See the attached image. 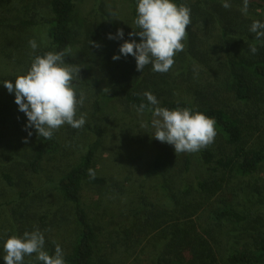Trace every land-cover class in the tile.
Here are the masks:
<instances>
[{
	"label": "trees",
	"instance_id": "obj_1",
	"mask_svg": "<svg viewBox=\"0 0 264 264\" xmlns=\"http://www.w3.org/2000/svg\"><path fill=\"white\" fill-rule=\"evenodd\" d=\"M10 1L0 0V58H16L19 53L13 51L19 50L31 64L36 55L65 51V63L81 67L74 86L78 98L84 95L77 118L86 114V123L80 130L65 124L44 139L34 128L25 130L27 117L15 95L0 99V222L2 217L6 222L1 228L22 237L30 227L51 232L73 223L65 264H119L125 256L134 264L146 259L149 264H264V148L249 141L264 127L259 126L264 121V39L249 31L253 21L264 23V0H249L247 15L240 11L243 0H227L228 9L222 7L224 0H173L190 8L191 23L184 50L166 73L152 71L151 64L139 72L135 58L113 60L112 53L103 52L107 44L100 20L93 12H78L83 0H46L40 11L29 8L39 0H18L14 15ZM129 1L134 21L136 0ZM94 2L102 6L103 0ZM38 26L48 42L34 51L28 44ZM213 36L218 46L210 42ZM123 42L115 39L116 45ZM253 45L255 54L249 51ZM194 75L199 83L191 80ZM145 91L160 107L188 108L214 118L217 143L175 154L172 145L152 136L150 118L145 130L136 122L119 121L116 159L125 176L119 178L115 169L101 175L97 164L108 128L102 120L116 121L121 110L112 111L118 104L137 111L147 104ZM81 132L87 142L92 138L77 152ZM53 160L59 163H54L57 179L50 185L42 179ZM170 171L181 177L177 190ZM147 172L157 180L155 196L134 182ZM50 188L55 204L47 197ZM91 192L95 196L89 204L85 196ZM228 196L244 199L229 204ZM117 200L123 208L119 221L109 214ZM7 235L0 236V264ZM48 246L53 249L52 243ZM24 264L42 262L33 254Z\"/></svg>",
	"mask_w": 264,
	"mask_h": 264
},
{
	"label": "clouds",
	"instance_id": "obj_2",
	"mask_svg": "<svg viewBox=\"0 0 264 264\" xmlns=\"http://www.w3.org/2000/svg\"><path fill=\"white\" fill-rule=\"evenodd\" d=\"M248 6L249 0H243L242 14H248ZM222 7L228 9L231 5L224 0ZM135 11L134 31L128 35L138 36L140 42L124 41L119 47L120 55H114L112 59L131 55L139 72L149 64L154 72H168L176 54L184 50L183 41L191 23L190 8L177 5L173 0H136ZM249 31L257 40L264 39V23L253 21ZM123 36V30L118 29L115 36L109 34L108 38L122 39ZM90 44L99 47L95 42L90 41ZM29 45L34 51L38 47L35 40L29 41ZM249 51L255 54L257 47L250 46ZM65 56V51L36 55L26 73L16 76L14 83L3 81L7 91L14 93L19 111L27 117L25 130L34 128L44 139H51L54 132L65 124L79 129L86 123V114L81 113L77 118V109L83 106L84 95L80 93L78 98L74 86L81 67L66 64ZM103 90L109 91L107 88ZM143 96L147 104L139 105L138 114L151 113L152 136L161 143L172 145L175 154L198 152L214 142L217 134L214 118L188 108L169 110L160 107L155 95L148 91ZM148 126L147 122L140 124L141 128ZM31 135L29 131L28 136ZM24 142L27 143V139ZM88 171L90 178L94 179L95 172ZM44 244V235L39 229L25 231L22 237H8L3 243L4 264H24V258L33 254L42 264H65L64 253L58 244L54 255L44 250Z\"/></svg>",
	"mask_w": 264,
	"mask_h": 264
},
{
	"label": "rangeland",
	"instance_id": "obj_3",
	"mask_svg": "<svg viewBox=\"0 0 264 264\" xmlns=\"http://www.w3.org/2000/svg\"><path fill=\"white\" fill-rule=\"evenodd\" d=\"M20 1H22V0H20ZM39 1H40V4L37 2H34V1L30 2L29 8L32 6H35L36 9L38 11H40L41 8L43 7V4L46 2V0H39ZM10 2H11V5H9L10 6L9 7L10 14L12 13L14 15L16 13V9L18 6V3H17L18 0H13ZM26 2H29V1L25 0L23 4H26ZM2 5L4 7V4H2ZM95 9H97L98 12H94ZM78 12L84 16H86L90 12H93L96 14L97 18L100 20L99 21L100 22L99 27H101L103 29L102 34L105 36L106 44H107V49H104L102 51L107 53V54L112 53L113 56L114 55H120V53H119L120 45L115 44V39H109L108 38L109 34H111L112 36H115L118 29L123 30L124 36H123L122 40H124V41L135 40L137 43L140 42L138 36L129 37V35H128L129 32L134 31L132 28L135 27V25L133 24L132 16H131V7H130V1L129 0H103L102 6H100V4H96L94 2V0H83V1H81L80 5L78 6ZM102 15L104 16L105 20L102 19ZM21 16H25V12H23L21 14ZM209 38H210L209 40L211 43L214 42L215 45L218 46V42H216L217 38L215 36H213L212 38L211 37H209ZM31 40H35L38 47H40L42 44L43 45L47 44V42H48L45 38L44 29L41 28L40 26H38L36 29H34L32 31V37H31L30 41ZM28 49H30V50L32 49L29 44H28ZM13 52L19 53L16 58L14 56H13V58H7V57H6V59L0 58V99L1 98L6 99L8 97L14 96V93H9L7 91V89L4 87L3 81L8 80V81L14 83L16 76L25 74L31 65L29 60L27 59V57H25L26 54L24 51L17 50V51H13ZM216 53L218 54V50H216ZM129 57H131V56L128 55L127 57H125V56L121 55L119 60L120 61L126 60V59L127 60H133V58H134L133 56L131 57V59ZM197 71H198V69H197ZM196 76L197 75L192 76L193 79H191V80L193 81V83H196V82L199 83V79L194 78ZM178 89H179V91H181L182 87H180ZM263 92H264V89H263ZM124 110H125L124 107L118 104V108L115 109L114 111H112V112H118V111L121 112L115 116V117H117V120L116 121H115V119L111 120L110 117H106L107 120H102L103 124L108 126V128H107L106 133H105L106 136H104V138H103L104 139V142H103L104 145L101 148L102 153L99 156V161L97 164V170L100 171L101 175H103V174L110 175L111 174L110 170L115 169V171L119 175V178H123L125 176V174H124L125 168L121 164H120L121 166H118L119 160L116 159V157L118 156L117 149L115 147L116 146V138L118 137L117 134L119 132V126L117 127L118 122L119 121H125L127 123H130V121H133V122H136L140 126L141 122H147V120L149 118L152 119L151 116H149L148 114H145V113L138 114L137 111H133V110L124 111ZM253 110H255L254 112H256V109H253ZM259 126H264V121L260 120ZM147 128H141V130H145ZM153 131H154V129H153ZM260 131H261V133L260 132L254 133V135L249 139V141L253 144L254 147L256 146L257 148L258 147L264 148V127ZM85 135H86L85 133L81 132L76 138V140L78 142V147H79L77 152H82V150H84L85 146L88 144V142L92 138L91 136H89L88 137L89 140L87 142V137ZM216 140H217V138L215 137L213 144L217 143ZM79 141H80V143H79ZM67 158L69 160H71L73 157L67 156ZM54 163L57 164L59 162L54 161V160L51 161L49 163L50 168L44 171V175H43V179H42L43 182H46V183L48 182L50 185H53L57 179V175H56L55 169H54V166H55ZM118 171L121 174H119ZM150 175L151 174L149 172H147L146 175H141L140 177L136 178L134 180V182L136 181V183L138 182L139 184H143L146 188L145 190L148 191L153 196H155V194L158 193L156 187H154V186H156L157 180L153 179V177H149ZM167 176H172V177H170V179L172 180L173 187L176 190H177V188L181 187V184H182L181 177H174L172 171H170L169 173L167 172ZM131 178H134V177L132 176ZM51 189L52 188H50V190H48L47 197H48V200H50L52 203L55 204V199H56L55 194L56 193L52 192L53 189L52 190ZM94 196H95V192H91L89 195L85 196L86 200L89 202V204H92ZM242 199H244L243 196H241L240 198H238L236 200H235V197L228 196L226 199V202L227 203L236 202V201H241ZM112 209L114 211L109 212V214L110 215L112 214L111 216H113L116 220L119 221V218L121 217L120 213L123 211L122 202L117 200L116 204H112ZM4 222H5V220L2 217L1 222H0V228H1V226L4 225ZM5 225H6V222H5ZM74 226L75 225L73 223H70L67 226H64L60 229H55L51 232L42 230L38 227H30L28 230H29V232H31L33 230L39 229L42 232V234L44 235V239H45L44 250L47 251L49 255L52 254V251L55 252V247L57 244L61 247L63 253L65 254V253H67L71 244L74 241ZM2 229L3 228L0 229V236L6 235V233H8L7 238L11 237L13 235L18 237V233L15 230L12 231L11 228H8L7 230L6 229L2 230ZM49 243H52L53 249L48 246ZM142 259L144 260V257H142ZM149 263H150V261L148 259L143 261V264H149ZM151 263H152V261H151ZM108 264H115V263L113 261H110V262H108ZM119 264H134V263L132 262V259L128 260V257L125 256L120 261Z\"/></svg>",
	"mask_w": 264,
	"mask_h": 264
}]
</instances>
